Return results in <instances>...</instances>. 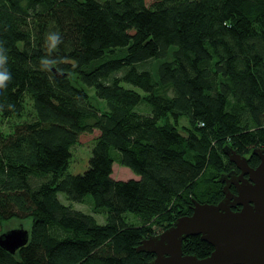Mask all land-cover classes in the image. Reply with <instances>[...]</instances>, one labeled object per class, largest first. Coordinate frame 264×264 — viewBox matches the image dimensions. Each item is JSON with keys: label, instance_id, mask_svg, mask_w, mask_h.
<instances>
[{"label": "trees", "instance_id": "obj_1", "mask_svg": "<svg viewBox=\"0 0 264 264\" xmlns=\"http://www.w3.org/2000/svg\"><path fill=\"white\" fill-rule=\"evenodd\" d=\"M49 32L62 38L50 56ZM0 45L11 73L0 116H28L0 130V234L32 222L0 264H149L144 238L194 201H221V176L238 171L226 150L260 163L264 0H0ZM94 131L87 170L65 173ZM115 162L137 177L114 179ZM89 196L106 223L72 206ZM213 250L183 241L184 254Z\"/></svg>", "mask_w": 264, "mask_h": 264}, {"label": "water", "instance_id": "obj_2", "mask_svg": "<svg viewBox=\"0 0 264 264\" xmlns=\"http://www.w3.org/2000/svg\"><path fill=\"white\" fill-rule=\"evenodd\" d=\"M226 153L238 171L221 176V201H194L190 215L144 238L136 250L155 255L149 264H264V148L253 150L260 159L256 167L231 148ZM191 236L211 244L212 253L205 258L184 254L183 241ZM29 238L30 231L20 225L0 234V247L15 254Z\"/></svg>", "mask_w": 264, "mask_h": 264}, {"label": "rangeland", "instance_id": "obj_3", "mask_svg": "<svg viewBox=\"0 0 264 264\" xmlns=\"http://www.w3.org/2000/svg\"><path fill=\"white\" fill-rule=\"evenodd\" d=\"M156 0H146L147 4L153 3ZM91 96H93V91L90 90ZM28 116H24L22 118H13V119H4L2 116H0V130L4 133H10L12 131V125L16 122L25 121L27 120ZM182 124H184L182 122ZM98 131H94L90 134H84L80 137L78 143L72 148V157L69 161V165L67 167V170L65 173L68 174H81L85 172L89 166V159L91 157L92 149L95 145V139L98 136ZM114 172H113V178L114 179H121V180H127L130 178H136V174L129 169L128 167L122 166L118 163H114L113 166ZM59 198L61 201L64 202L66 195L64 193H59ZM72 206L79 211H82L86 214L91 215L97 223L104 224L106 223V214L103 212H99L94 209L92 199L87 197L83 202L77 203L73 202ZM31 220L25 219V220H19V219H11L9 221H5L3 223V228L1 233L6 232L7 230L14 229L20 227V225H23L24 228L31 230ZM158 231V227H155Z\"/></svg>", "mask_w": 264, "mask_h": 264}, {"label": "clouds", "instance_id": "obj_4", "mask_svg": "<svg viewBox=\"0 0 264 264\" xmlns=\"http://www.w3.org/2000/svg\"><path fill=\"white\" fill-rule=\"evenodd\" d=\"M62 43V38L59 32H49L46 34V46L48 48L49 56L55 51L59 44ZM8 56L3 45H0V89H5L11 81V73L8 71L6 64ZM42 68H48L55 64L56 61L50 58H42L40 61Z\"/></svg>", "mask_w": 264, "mask_h": 264}, {"label": "flooded vegetation", "instance_id": "obj_5", "mask_svg": "<svg viewBox=\"0 0 264 264\" xmlns=\"http://www.w3.org/2000/svg\"><path fill=\"white\" fill-rule=\"evenodd\" d=\"M256 167V166H255Z\"/></svg>", "mask_w": 264, "mask_h": 264}]
</instances>
